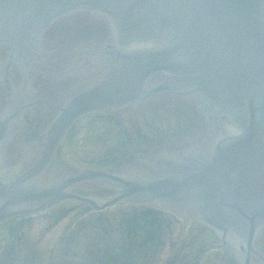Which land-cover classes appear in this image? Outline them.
<instances>
[{
    "label": "water",
    "instance_id": "obj_1",
    "mask_svg": "<svg viewBox=\"0 0 264 264\" xmlns=\"http://www.w3.org/2000/svg\"><path fill=\"white\" fill-rule=\"evenodd\" d=\"M21 1H23L22 5L26 6L35 0H0V16L1 10L8 11L10 9L11 11L17 8V4ZM136 1L137 3H133L135 0H82L83 5L95 6L105 10L112 9L127 12L132 10L134 12V17H130L128 20L126 16L121 17L122 15L117 13L118 16H115V18L125 19L124 27L119 30L121 33H118V29L115 31L114 36L118 35L117 39L113 41L103 40V43L100 42L101 45H111L112 47L120 45L126 48L132 45H149L155 49H148V51H142L141 53L126 52L120 47L113 50L111 53L112 59H114L113 63L103 72V76L94 85L87 86L47 126L43 139L44 148L38 161L21 176L0 178V201L2 205L6 206L10 203L20 204L31 201L32 197H35L34 199H37L44 206L41 208H47L54 205L55 202L63 200V197L58 195H63L61 190L64 185L63 180H60L57 184L58 186L56 185L52 189L53 192L50 193L40 190L41 188L33 189L30 186V181L35 179L46 168L64 133L73 121L82 114L108 107H117L141 98L142 84L154 73L167 71L177 75H184L185 78H188V81L194 84L189 83V86H193L194 90L210 96L209 100H203L206 104L204 108L207 112L212 107L217 109V113L227 116L229 119L235 121L232 117H236L239 121H236V123L238 122V130H244L247 125V130L242 137L240 145L236 146L239 147V152L241 153L242 168H239L241 173V176H239L242 181L236 190L234 185H229L230 189L225 195L227 199H224V201L229 203L236 202L241 208L250 210L252 213L264 211V207L259 208L260 206L257 203H248L253 199V190L261 189L259 187L263 185L262 180H264V91L260 90V96L258 94L253 96L257 85H261L264 90V0H158L157 3L160 4L142 3L141 0ZM60 2L56 3L59 4ZM115 3H124V6L118 8ZM191 7L193 9H190ZM188 21H191V24L189 33L186 35ZM68 22L71 23L72 19H68ZM81 22L82 28L79 31L82 34L78 32L73 37H76L77 34L86 35L88 30L101 32L106 26L107 19L97 15H86V17H82ZM47 24L48 20L46 22L34 21L37 30L44 28ZM35 28H31L30 31L35 32ZM12 31L18 34L17 30ZM147 31L153 33L152 38H132L133 34L141 36ZM27 32H29V29L24 32L26 37H28ZM71 33L67 32L69 38ZM73 37L72 40L75 39ZM139 40L142 43H133ZM179 40L180 42H178ZM20 41L15 43L17 44L14 45L16 49L19 48ZM66 42L67 39H64L63 43ZM177 42L179 45H173ZM190 42L193 45H183ZM219 45H229L231 47L230 51L234 52L225 55L222 51L225 46L220 48ZM213 46H215V49ZM10 48L12 49V45ZM21 48H25V46L21 45ZM53 49L57 51L61 47L54 46ZM197 52H199L198 57L202 59L194 60ZM180 54L183 57L170 68L172 57ZM215 54H217L215 59L219 64L224 63V66L240 62L236 69L228 68L231 75L230 80L215 79V71L205 70L208 68L207 62L214 59L209 58L207 60L205 58ZM195 61L199 63V66H197ZM49 66H51L49 68L51 80L55 81L62 73L60 71L62 63ZM195 69H203L202 75L198 76L199 81L191 76ZM249 74L250 77L248 76ZM35 83L40 82L35 80ZM48 83L50 84V82ZM70 86L71 84H68L67 88ZM48 88L45 89L47 93ZM63 88L62 84L59 88L54 87L52 89L54 90L53 95H58ZM235 91L239 94L235 95ZM246 109L251 117H247ZM192 112L193 118L191 121H200L198 111L193 109ZM228 113L231 115H228ZM42 125H34L33 128L35 131L40 132ZM244 131L241 133H244ZM234 146V144L231 145L232 149ZM235 152L234 150L229 152L231 161L236 157ZM216 166L217 163H214L210 170L215 169V172H217ZM13 173H17V171ZM90 180L103 181L122 190L117 199L104 203L100 207L97 206L96 209L114 204L122 200V197L132 198L146 189H155V185H158V182L151 183V181L147 180L129 182L97 171H80L64 181L67 184ZM194 188L196 189V187ZM182 196L186 198L181 200L182 203H185V200L191 201L193 192L191 190ZM96 197L100 198L101 196L96 195ZM75 198L79 201L88 202L86 198ZM202 205L203 202H201V206H198L199 211L203 208ZM217 205L218 203L212 210V218L215 225L218 224L217 228L222 226L225 228L224 230H227L232 226L236 227L235 221L236 219L239 220L237 213L226 209L224 215L221 211L219 212ZM1 210H4V208L2 207ZM3 214L0 213V220L12 215ZM221 216L224 218L223 220H221ZM253 233L251 230L250 237L253 236ZM241 237L243 238V231L237 234L238 239ZM4 250L0 248V258ZM208 254H210V263L224 264L213 258L212 251Z\"/></svg>",
    "mask_w": 264,
    "mask_h": 264
},
{
    "label": "flooded vegetation",
    "instance_id": "obj_2",
    "mask_svg": "<svg viewBox=\"0 0 264 264\" xmlns=\"http://www.w3.org/2000/svg\"><path fill=\"white\" fill-rule=\"evenodd\" d=\"M58 25L59 24L51 26V28L44 33L42 39L39 42H34L33 45H59V42H54V39H56L55 34L59 32L58 29L60 28ZM67 31L68 29H66V27L63 28L60 31V35L61 39L62 37H65L68 40L67 45H69L71 44L69 42L77 31H73L70 34V38L67 36ZM74 38L78 39V36ZM35 53L36 51L33 53V58ZM27 61L32 67V57ZM8 104L7 92L3 84L0 83V112H3ZM151 104H153V101L141 105L127 106L123 109V114L119 116V119L124 121L87 124L89 125V130L95 131L94 133H91L94 138L91 140V143L85 147L87 152L85 154L81 153L78 156L75 153H71L69 148L75 140L79 139L78 137L81 135L82 130L76 127V125L73 126L67 133L61 147L59 148L58 152L60 153L61 160L65 163V159L72 156L76 160V165L74 167L76 169H81L79 165L84 163L82 168L96 169L124 176L139 174L143 170L151 171L149 167L143 164V160L154 153H159L161 150L159 147L161 143H164L163 146H168L167 143L169 142L167 140L171 134L172 124V122L168 123V127L170 125V130H167L162 137V131H164L160 126L162 122L156 121L158 116L155 113V110L157 109ZM112 112L114 111L109 110L108 113ZM116 112L117 111L114 113ZM148 117L150 121L147 120ZM183 124L186 123H184V121L177 123L174 128L176 133L182 131L181 126ZM85 131L86 129L84 130V133ZM68 141L71 142V144L64 149V145L67 144ZM12 148L15 150V147ZM164 150L173 151V148ZM90 152L94 153L89 155ZM97 152H101V154L97 155ZM82 155H87V157L83 159ZM62 161L61 163L58 162L54 174H57L59 170V172L64 175V169H61L62 165H64ZM93 186L99 190V193L108 196L115 193V190L112 188L88 183L72 187L68 192L73 194L92 193L94 192ZM81 205L82 204L79 205V203L64 204L60 209L58 216L48 219L46 224L47 231L59 229V234L57 238L52 241V244L56 247L66 248L58 251L59 253H62V255L59 254V257H61L63 264H80V261H72V258L79 254L78 252L71 250L70 247L76 242L75 238H77V234L75 232L82 226V221L78 218L81 214ZM129 206L132 207L110 212L93 221L92 226L99 232L101 245L98 246L100 249L91 252V254L94 255L91 261L85 264H130L129 257L119 259L118 256H115L116 253L112 249L113 238H118L125 242L127 239L136 238L141 236V234H144L147 237L151 235L150 238H154L156 241H159L160 237L164 236H167V239L169 240H173L172 235L175 230L174 227L188 225L187 231L194 236V240L187 246L188 248H196V252L203 249V247H200V245L203 246V244L200 243L209 238V230L207 228L196 224L189 218L178 217L168 211L165 204H131ZM179 232L182 237L184 231L179 230ZM169 247L176 250L181 246L177 248V244H174ZM257 247H259L260 255L264 257L263 236L257 240ZM184 259V257L181 258V256H176L174 264H182L185 262ZM253 264H262L261 258L254 257Z\"/></svg>",
    "mask_w": 264,
    "mask_h": 264
},
{
    "label": "rangeland",
    "instance_id": "obj_3",
    "mask_svg": "<svg viewBox=\"0 0 264 264\" xmlns=\"http://www.w3.org/2000/svg\"><path fill=\"white\" fill-rule=\"evenodd\" d=\"M95 119L94 118H86L83 119V121H81L82 123H85L87 121H92ZM85 128V127H84ZM83 127L81 128V135L78 137L79 139L75 140L73 142L74 147H70V149H74L73 152H75L77 154V156L81 153H85V147H84V142H90V131H86L84 133V129ZM100 152H97V155ZM83 159H85L87 157L82 155ZM71 159L72 156H71ZM76 161V160H75ZM82 162V161H81ZM68 163H70V161L68 160ZM72 163V162H71ZM74 164V163H73ZM96 213H92L89 217L92 218L91 221H89L88 224H92L93 220H95L97 218ZM46 216L44 215H40V217H33L31 218L33 224H40L41 219H44ZM92 228V227H91ZM90 226H87V228L85 230H80L79 232H77V234H81L80 237H78V239L80 240H89L90 236L92 235V230L90 229ZM176 230H183L182 229V225L181 226H177L175 227ZM45 230H41L40 227H35L33 228L31 231H27L26 234H23L22 236L18 235L15 236V234L11 235L9 231L5 233H2L0 235L3 236V238H0V248L5 249L1 258H0V264H63L61 257H59V254L62 255V253H59V250H63L65 249V247H54V244H52V241L54 238H49L47 237L42 238L41 234L44 233ZM92 232V233H91ZM1 233V231H0ZM22 237V238H21ZM184 237V233L183 236ZM99 239V238H98ZM20 240V241H18ZM39 240H45V242L40 243ZM96 240V239H95ZM18 241V242H17ZM174 241V240H173ZM175 242H180V237L179 239H177V241ZM95 243V241L93 242ZM93 243H85L84 241H81L79 243L80 246H82V249H86V246L93 244ZM49 244V245H48ZM116 247L121 246V242L120 243H116ZM151 248V247H150ZM162 248V256L165 255V250L167 249L166 247L161 246ZM76 249V248H75ZM127 249H130V246L128 244L119 247L118 251L125 252ZM157 254L156 251V255H161ZM143 252L141 253L140 256V263L144 264L145 258L142 257ZM190 254L189 250H186L185 247H182L181 249H176L173 251L172 253V259H175L176 256H185ZM218 255H223L221 252H212V256L214 259L219 260L221 262H223L220 256ZM206 258H204V262L205 264H216V263H210V254L205 255ZM206 259V260H205ZM73 260H78V258H74ZM228 263H232V260L230 259H226ZM172 261H170L171 263ZM153 264H160L157 260H155V262ZM202 264V263H201Z\"/></svg>",
    "mask_w": 264,
    "mask_h": 264
}]
</instances>
